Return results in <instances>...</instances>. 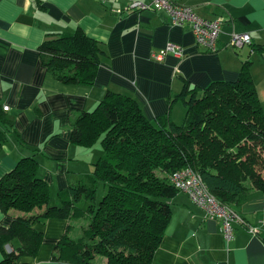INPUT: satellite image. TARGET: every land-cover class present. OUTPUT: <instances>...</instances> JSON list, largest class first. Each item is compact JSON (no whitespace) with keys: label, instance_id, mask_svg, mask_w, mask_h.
I'll list each match as a JSON object with an SVG mask.
<instances>
[{"label":"crops","instance_id":"1","mask_svg":"<svg viewBox=\"0 0 264 264\" xmlns=\"http://www.w3.org/2000/svg\"><path fill=\"white\" fill-rule=\"evenodd\" d=\"M172 1L192 6L204 18L222 20L217 51L198 46L191 28L174 25L164 10L119 12L131 0H0V105L9 106L0 119L7 134L0 143V178L21 159L33 157L38 177L48 184L57 204L68 193L71 178L90 174L97 157L95 145L72 140L73 122L82 112L93 111L109 90L133 97L150 119L169 114L178 124L187 113L186 104L182 99L169 101L186 85L203 89L215 81L236 80L248 60L258 82L264 56L253 44L264 45V0ZM77 28L105 49L92 85L62 82L42 61L39 48L48 36ZM233 30L250 33L252 44L240 51L233 48ZM170 42L181 45L185 54L155 60L153 53ZM171 205L172 216L153 264H264L261 190L253 187L232 204L237 217L231 238L223 233L221 220L209 218L187 192L178 191ZM13 220L0 210V226L9 227ZM43 221L33 225L44 233L38 255L22 261L55 260L54 249L70 221ZM251 226L260 232L252 233Z\"/></svg>","mask_w":264,"mask_h":264},{"label":"trees","instance_id":"2","mask_svg":"<svg viewBox=\"0 0 264 264\" xmlns=\"http://www.w3.org/2000/svg\"><path fill=\"white\" fill-rule=\"evenodd\" d=\"M253 47L264 56L263 44ZM39 49L58 80L79 85L95 82L105 54L82 28L48 36ZM251 65L245 61L236 80L203 89L186 85L171 98L170 104H186L183 124L169 114L150 119L133 97L109 90L73 122L72 140L86 147L101 142L103 154L90 174L71 178L60 203L52 202L48 184L38 177V161L21 159L0 178V210L14 218L9 227L0 226V264H36L21 260L40 251L44 233L36 221L83 217L81 236L67 231L57 243V262L97 264L103 256L105 264H153L178 192L171 175L186 167L230 207L253 187L264 192V110ZM4 139L0 128V143Z\"/></svg>","mask_w":264,"mask_h":264},{"label":"built area","instance_id":"3","mask_svg":"<svg viewBox=\"0 0 264 264\" xmlns=\"http://www.w3.org/2000/svg\"><path fill=\"white\" fill-rule=\"evenodd\" d=\"M152 9L166 11L170 15L171 23L174 25H188L195 36L198 46L208 52L217 51L219 36L222 31V20L204 18L190 5H180L172 0H131L127 7L119 10V12L123 10L143 11ZM230 36L229 43L235 49H240L246 44L252 43L251 34L248 32L233 30ZM169 53L176 56L185 54L181 45L170 42L159 52L153 53L152 57L155 60L162 61ZM8 108L9 106H4L5 110H8ZM170 179L178 191L187 192L190 198L206 211L209 218L221 220L222 230L227 238L233 236V221L237 217V212L216 198L199 173L190 167H186L173 172ZM249 229L252 233L260 232L257 226H251Z\"/></svg>","mask_w":264,"mask_h":264},{"label":"rangeland","instance_id":"4","mask_svg":"<svg viewBox=\"0 0 264 264\" xmlns=\"http://www.w3.org/2000/svg\"><path fill=\"white\" fill-rule=\"evenodd\" d=\"M249 45H246L245 47H248ZM239 50V49H237ZM243 50V48L241 49ZM240 51V50H239ZM257 83V89H258V93H259V97H260V100H261V103H262V107H263V110H264V71H263V75L261 78L258 79V82ZM185 116L186 114L184 115V118L181 117V119H179L178 123L179 124H183L185 122ZM95 148L97 149V157L96 159L101 155L103 154V146L101 144V142H97L95 144ZM103 190L100 189V195L102 194ZM61 202V198L59 197V202ZM69 221H71V228H69V231H68V234L71 236V237H79L81 236L82 234V225L85 223H87L86 221V218L83 217V218H72V220L69 219ZM41 222H44V221H41ZM15 244V242H14ZM9 245V244H8ZM8 245H6V249H8ZM10 246V245H9ZM43 253V252H42ZM23 258V257H22ZM38 259V257H37ZM46 262V261H45ZM96 262L97 264H105L106 263V258L103 257V256H98L97 259H96ZM38 264H45L44 262H40ZM50 264H68V261H63V263H59L57 262L56 260H50Z\"/></svg>","mask_w":264,"mask_h":264},{"label":"water","instance_id":"5","mask_svg":"<svg viewBox=\"0 0 264 264\" xmlns=\"http://www.w3.org/2000/svg\"><path fill=\"white\" fill-rule=\"evenodd\" d=\"M10 248V246H8Z\"/></svg>","mask_w":264,"mask_h":264}]
</instances>
